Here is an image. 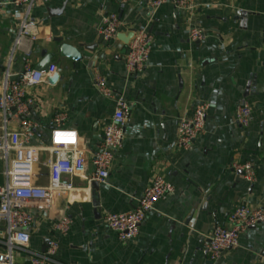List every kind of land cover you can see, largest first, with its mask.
<instances>
[{
    "label": "crops",
    "instance_id": "1",
    "mask_svg": "<svg viewBox=\"0 0 264 264\" xmlns=\"http://www.w3.org/2000/svg\"><path fill=\"white\" fill-rule=\"evenodd\" d=\"M13 1L0 0V93L5 74L18 80L25 66L24 50L15 49L25 13ZM197 4L193 13L173 3L155 11L147 0H43L32 7L28 20L38 26L39 37L31 45L30 67L42 72L37 68L52 55L58 70L29 89L37 98L31 118L39 125L32 145H52L53 117L65 113L64 127L77 132L89 176L114 110L113 100L98 94L94 75L102 76L133 109L107 182H94L87 190V179L74 178L76 192L58 198L49 212H36L29 245L33 253L42 252L54 225L66 215L72 226L60 241L61 264H208L206 246L213 229L228 228L230 212L241 204L264 208V0ZM106 14L122 21L118 34L147 29L153 35L152 55L142 74L127 71L128 45L118 37L86 50L100 41ZM192 28L203 30L205 38L192 42ZM59 38L76 47L82 60L60 58ZM56 74L57 82L51 83ZM199 103L210 105L205 133L192 150L179 151V120L190 118ZM243 104L252 111L248 128L235 121ZM49 159L47 152L39 154L38 185L48 182ZM246 162L255 166L254 183L232 167ZM157 176L167 179L175 192L156 205L136 239L119 241L106 227L105 216L133 210ZM240 242L217 264H264V226L249 229ZM28 259L17 255L19 263Z\"/></svg>",
    "mask_w": 264,
    "mask_h": 264
},
{
    "label": "built area",
    "instance_id": "2",
    "mask_svg": "<svg viewBox=\"0 0 264 264\" xmlns=\"http://www.w3.org/2000/svg\"><path fill=\"white\" fill-rule=\"evenodd\" d=\"M43 0H14L16 7L24 9V19L20 23L15 38V49L24 50L25 66L19 79L11 78L8 72L1 84L0 93V264H61L58 260L60 241L70 232L72 220L62 216L53 227V237L45 252L33 253L29 250L31 229L35 223L36 212H49L58 198L68 196L78 189L74 178H84L92 183L107 182L112 165L125 140L129 124L132 103L117 94L98 75H94L98 94L114 102L112 117L104 126L102 140L94 152L91 165L92 173L87 176L85 168L86 152L78 143L76 131L67 129L64 124L67 116L57 112L53 117V129L50 133V146H33L37 125L31 118V110L37 104V98L29 92L30 88L45 82L46 77L56 73L52 66L48 72H37L30 67L31 45L38 40V26L28 20L32 7ZM131 0H119L127 4ZM173 3L177 8L189 12L197 9V0H147L148 6L155 10ZM123 27L115 14H106L101 18L99 35L104 41L115 39ZM128 44L125 65L131 75L142 74L152 55L154 38L147 29H137ZM204 31L192 28L189 39L202 41ZM27 40L28 46L23 42ZM210 111L208 103L195 105L190 118H180L177 149L190 151L196 140L205 133L206 119ZM252 111L249 105L237 107L235 121L242 128H248ZM47 152L50 156L48 182L38 185L35 181V167L39 163V154ZM55 160V163L53 161ZM233 169L248 183L256 181L255 166L251 162L233 164ZM175 192L174 186L162 176L154 178L145 189L136 207L127 213H109L104 218L106 227L116 233L119 241L128 242L139 236L140 229L147 216L156 205ZM229 227L216 226L206 246L208 264H217L221 256L239 246L240 238L249 229L264 226V208L254 209L241 204L228 216ZM18 254L28 256L27 263L17 261Z\"/></svg>",
    "mask_w": 264,
    "mask_h": 264
},
{
    "label": "water",
    "instance_id": "3",
    "mask_svg": "<svg viewBox=\"0 0 264 264\" xmlns=\"http://www.w3.org/2000/svg\"><path fill=\"white\" fill-rule=\"evenodd\" d=\"M65 7H66V3L64 4V6H63V8L61 10H59V11H57L55 13L60 14ZM49 14H50V16L52 15L51 12H49ZM241 16H245L244 12H242ZM133 32H134V30H132L128 36L122 35V34H118L117 37H118V39L120 41H122L123 43H125L126 45H128L129 42H130V40L134 36L133 35ZM102 42H103V37L100 38V41L94 47H88V48H86V50L92 52ZM55 43L57 45H59L58 46V54H59V57L60 58L62 57V59H66V60L71 61L73 63H77V62H79V61L82 60V54L80 53V51L76 47H74V46H72L70 44L63 43V40L60 39V38L59 39H56L55 40ZM52 59H53V56L52 55H47L46 58H45V60H44V62L37 69L39 71H42L43 70L44 72L50 71L49 69L53 66ZM58 78H59V75L56 74V75H54L52 77V79L50 80V82L51 83H55V82H57ZM250 85H249V87H250ZM53 163H55V160L53 161ZM239 175H241V174H239ZM48 245H49V240H45V242H44V248H43L42 252H45V250L48 247Z\"/></svg>",
    "mask_w": 264,
    "mask_h": 264
}]
</instances>
